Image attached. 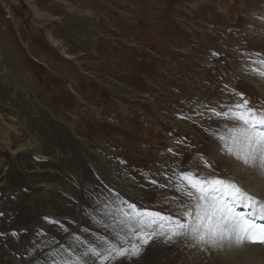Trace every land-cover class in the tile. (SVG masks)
Returning a JSON list of instances; mask_svg holds the SVG:
<instances>
[{
    "label": "rangeland",
    "instance_id": "374dc122",
    "mask_svg": "<svg viewBox=\"0 0 264 264\" xmlns=\"http://www.w3.org/2000/svg\"><path fill=\"white\" fill-rule=\"evenodd\" d=\"M261 61L264 0H0V264H239L223 241L142 244L112 213L175 217L193 173L235 183L255 203H229L264 224V161L239 158L229 111L264 113Z\"/></svg>",
    "mask_w": 264,
    "mask_h": 264
},
{
    "label": "snow or ice",
    "instance_id": "6c2138e0",
    "mask_svg": "<svg viewBox=\"0 0 264 264\" xmlns=\"http://www.w3.org/2000/svg\"><path fill=\"white\" fill-rule=\"evenodd\" d=\"M247 104L245 100L242 104L235 105L237 111L229 110L232 118L241 121L245 126L236 130V135L232 137V144L243 153L239 158L245 164L250 160L264 161V130L258 127L264 126V113L248 108ZM216 115L227 117L229 113H216ZM228 150L231 152L233 148L229 147ZM180 180L194 190L195 195L193 191L185 192L195 201L193 205H180V211L174 217L137 208L135 204L121 200V206H116L112 213L116 224L145 245L156 235L163 236L168 241L175 237L191 235L198 243L215 244L217 241L225 238L231 240L233 237L237 243L244 239L264 243V224H257L237 212L234 203H229V201L255 203L254 199L235 183L218 178L204 179L193 173H182ZM178 190L183 191V188L178 186ZM259 215L264 217V206L259 208ZM129 251L135 256L139 253L140 247L133 243L129 250L123 246L109 244V248L103 253L96 248L88 250L104 261H107L113 253L123 257ZM60 264H80V261L69 258L62 260Z\"/></svg>",
    "mask_w": 264,
    "mask_h": 264
},
{
    "label": "bare ground",
    "instance_id": "6f19581e",
    "mask_svg": "<svg viewBox=\"0 0 264 264\" xmlns=\"http://www.w3.org/2000/svg\"><path fill=\"white\" fill-rule=\"evenodd\" d=\"M32 6H33V4H31ZM10 9H7V15L9 16V17H12L11 16V13H10V11H9ZM33 10H34V13H35V15H38L39 13H38V10L33 6ZM47 32V35H48V38L51 40V42L55 45V46H57V47H59V44L57 43V41L54 39V38H52V36H51V34H50V32L49 31H46ZM60 48V47H59ZM60 50L63 52V49L62 48H60ZM258 166V165H257ZM261 167V166H260ZM253 170H255V169H253ZM260 173H262V170H261V172ZM259 175V174H258ZM260 176V175H259ZM259 176H258V178H259ZM263 176V175H262ZM261 178V177H260ZM263 178H264V176H263ZM263 178H262V182H263ZM264 183V182H263ZM260 184V183H259ZM261 185H262V183H261ZM263 186V185H262ZM261 186V187H262ZM258 187V186H257ZM259 188V187H258ZM264 191V190H263ZM260 193H262V192H260ZM261 196V195H260ZM227 238H225L224 240H221V241H223V242H219V244H222L224 247L226 246L227 247V252L230 254V257H233V259H240V261H239V264H244V263H249V264H253L255 261H257L258 260V258H256L257 256H255L254 257V251H255V249H253L252 247H251V245L249 244V243H247L248 242V239H244V240H242V241H240L239 243H234V241H236L235 240V238L233 237L231 240H229V239H227ZM246 242V243H245ZM214 251V250H213ZM261 251V250H260ZM263 253V252H262ZM232 255V256H231ZM44 256V255H43ZM238 257V258H237ZM261 257V256H260ZM261 259V258H260ZM232 261V260H231ZM245 261V262H244Z\"/></svg>",
    "mask_w": 264,
    "mask_h": 264
}]
</instances>
